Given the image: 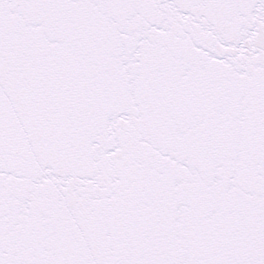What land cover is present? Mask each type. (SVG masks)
<instances>
[{"label": "snow or ice", "instance_id": "snow-or-ice-1", "mask_svg": "<svg viewBox=\"0 0 264 264\" xmlns=\"http://www.w3.org/2000/svg\"><path fill=\"white\" fill-rule=\"evenodd\" d=\"M0 264H264V0H0Z\"/></svg>", "mask_w": 264, "mask_h": 264}]
</instances>
